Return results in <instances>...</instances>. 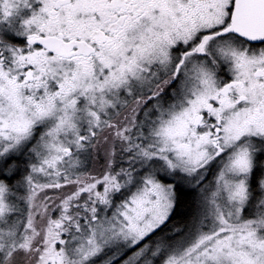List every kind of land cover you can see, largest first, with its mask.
Segmentation results:
<instances>
[{
  "label": "snow or ice",
  "instance_id": "1",
  "mask_svg": "<svg viewBox=\"0 0 264 264\" xmlns=\"http://www.w3.org/2000/svg\"><path fill=\"white\" fill-rule=\"evenodd\" d=\"M0 264H264V0H0Z\"/></svg>",
  "mask_w": 264,
  "mask_h": 264
}]
</instances>
